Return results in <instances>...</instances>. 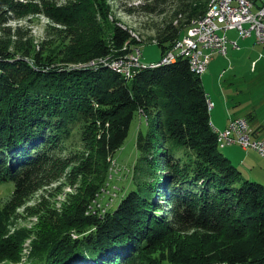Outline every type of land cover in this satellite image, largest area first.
I'll return each instance as SVG.
<instances>
[{
	"label": "trees",
	"instance_id": "16d2710c",
	"mask_svg": "<svg viewBox=\"0 0 264 264\" xmlns=\"http://www.w3.org/2000/svg\"><path fill=\"white\" fill-rule=\"evenodd\" d=\"M29 1L0 0V185L13 186L0 202V264H21L30 233L22 264H264V184L244 179L221 151L220 132L235 118L213 126L189 59L128 76L110 59H126L138 42L120 25L102 36L105 0ZM152 1L172 11L157 28L163 58L211 0ZM27 13L63 26L80 46L58 59L36 49L5 26ZM96 58L108 62L65 66ZM137 114L146 127L136 134L133 189L112 209L115 155ZM41 190L35 226L11 233V214Z\"/></svg>",
	"mask_w": 264,
	"mask_h": 264
},
{
	"label": "rangeland",
	"instance_id": "374dc122",
	"mask_svg": "<svg viewBox=\"0 0 264 264\" xmlns=\"http://www.w3.org/2000/svg\"><path fill=\"white\" fill-rule=\"evenodd\" d=\"M31 1L37 2L38 4L44 2V0H30L29 2ZM52 1L63 4L67 0ZM24 2H27V0H24ZM105 2L108 6L107 15L104 16V18L102 15L98 17L102 24H106V22H104L105 20H107L109 24L105 26V32L102 36L108 39L112 34L111 29L115 25L128 28L132 36L138 42L135 45L136 49L134 48L133 51L136 53L135 55L138 56L139 61H142L146 65H153V63L159 62L160 60L162 61L164 57L162 58L161 49L157 43V28L161 21L169 18L172 11L165 12L164 10L166 7L164 5L152 6V0H105ZM147 5L150 6V8L152 7V9H146ZM5 26L11 28L12 31L18 29V32L23 34L26 38L29 36L36 46V49L44 48L43 50H46L50 57L56 59H58V56L62 57L64 54H67L71 44H75L77 47L80 46V41L78 39L72 40L69 30L64 29L63 26L55 23L41 13H27L24 14V16L10 14L8 23ZM232 33L235 35L237 32L229 31L228 36L231 38ZM13 38H11V40H13ZM4 40L8 41L10 39L6 38ZM239 44L240 49H233L230 44L227 55L219 54L216 51L211 52V58L208 61L207 68L205 72L201 74L203 87L208 98L214 104V106L210 108L211 121H218L215 123L217 127H220L221 121L226 122L228 118L245 115L248 109L252 108L253 105L264 102V46L261 43H254L252 39H247L245 41L243 38L240 40ZM173 47L174 46H172L170 50H172ZM206 52L210 51L206 50ZM179 56H182L180 52L175 54V58ZM116 57L118 58L110 59L112 60L110 64L113 66H116V63L125 64L127 66L129 63L134 64L135 62L131 59L132 55H130L131 60L123 59L119 56ZM125 60L130 62H126ZM106 61L108 62V58L104 60L103 58H96L89 61V63L80 62L70 64L67 62L65 66L69 68L83 66L84 64L94 66L96 64L95 62L104 63ZM56 64L63 65L64 63L57 62ZM139 127H146V118L137 114L132 121L130 132L124 145L115 155V163L113 164L112 172L114 178L112 179V183L118 186L119 190H117V196L114 202L112 201V209H115L127 193L133 189V185L128 181V178L132 174V166L135 165L139 155L136 148V134ZM220 129L222 128L220 127ZM221 151L224 153V147L221 148ZM246 166L250 167L248 164H245V166L239 168L244 179L264 181V175L249 174L250 171ZM115 169H119V172L117 171L118 173H115ZM57 184L59 183H53V185L47 187V189L51 190V188ZM262 184H264V182ZM0 187V202L2 204L9 198L13 186L11 182H5L1 184ZM69 189L70 188L67 187L65 190L67 191ZM47 193L49 192L47 191ZM47 193L45 191L44 194L47 195ZM42 194L43 190L31 195L24 205L17 208L15 212L11 214L8 226L11 233L20 232V228L30 231L35 226L38 221V216L32 215V212L40 203L39 199ZM64 197V195L57 196L60 200H63ZM27 208H32L30 213ZM33 239L34 235L30 233L26 239L27 241L23 245L24 249L20 258L21 264L28 259L31 251L30 242ZM29 261H27V263ZM14 264L20 263L16 262Z\"/></svg>",
	"mask_w": 264,
	"mask_h": 264
},
{
	"label": "built area",
	"instance_id": "2783aa9c",
	"mask_svg": "<svg viewBox=\"0 0 264 264\" xmlns=\"http://www.w3.org/2000/svg\"><path fill=\"white\" fill-rule=\"evenodd\" d=\"M231 30L237 31L242 38L254 37L264 46V0H216L213 10L206 12L205 18L190 24L186 33L176 41L173 49L163 56L162 61L171 60L179 52H186L193 72L201 74L206 70L211 52L227 53L230 40L226 33ZM234 46L236 47L237 43H234ZM135 54L131 53L129 58H126L135 61L134 64L129 63L126 66L116 63L128 76L132 75L134 67H147ZM222 132L227 144L237 143L246 150L264 156V138L251 136V128L246 119L237 118L231 121Z\"/></svg>",
	"mask_w": 264,
	"mask_h": 264
},
{
	"label": "crops",
	"instance_id": "0c3cea01",
	"mask_svg": "<svg viewBox=\"0 0 264 264\" xmlns=\"http://www.w3.org/2000/svg\"><path fill=\"white\" fill-rule=\"evenodd\" d=\"M231 31H235V30H231ZM229 32V31H228ZM228 32L226 33V35L228 36ZM237 32V31H235ZM232 38L230 36H228L230 43L232 45L233 49H240V40L242 39V37L239 36L238 32L232 33ZM245 39V41L247 39H252L254 41V43H258L256 42V39L254 37H249V38H243ZM234 43H237V46H234ZM229 45H228V50H229ZM228 53V51H227ZM223 54V55H227ZM253 63L255 64V62L253 61ZM210 100V99H209ZM211 103H213L212 101H210ZM214 106V104H213ZM212 108V107H211ZM232 118H245L248 119L249 123H250V127H251V136L254 138H264V102H259L256 105H253L252 108H249L247 111V114L245 115H239V116H234L231 118H228L226 122H222L221 121V125H219L222 129L225 128L228 124V122L232 119ZM215 122H212L213 126L215 128L220 129V127H217L215 125ZM224 154L229 157L231 159V161L238 167V168H242V166H245V164H248L247 167L249 169V174H259L261 176L264 175V156L259 155L258 153L251 151V150H246L243 147L239 146L238 144H228V146L224 147ZM257 154V155H256ZM259 155V156H258ZM261 180V179H260ZM259 182H264V181H259Z\"/></svg>",
	"mask_w": 264,
	"mask_h": 264
},
{
	"label": "bare ground",
	"instance_id": "6f19581e",
	"mask_svg": "<svg viewBox=\"0 0 264 264\" xmlns=\"http://www.w3.org/2000/svg\"><path fill=\"white\" fill-rule=\"evenodd\" d=\"M215 3H216V0H211L210 1V5H209V7H208V10L206 11V12H211L212 10H213V8H214V6H215ZM206 12L198 19V20H196L195 22H193L192 24H194V23H196L197 21H199L201 18H205V16H206ZM185 34V33H184ZM183 34V35H184ZM177 41V40H176ZM176 41H175V43H176ZM174 43V44H175ZM174 46V45H173ZM136 49V48H135ZM138 53V52H137ZM181 54H182V56H184L185 58H187V53L186 52H180ZM127 56V55H126ZM123 57V56H122ZM141 59V58H140ZM175 60V56L171 59V60H167V61H163L164 63H167V62H171V61H174ZM188 60V59H187ZM162 63V62H161ZM115 67H117V66H115ZM117 68H119V67H117ZM138 68V67H137ZM135 70V69H134ZM137 71V70H136ZM201 75V74H200ZM133 77V76H132ZM130 78V77H129ZM211 101V100H210ZM210 104V107H213V103H209ZM208 104V105H209ZM219 141L223 144L224 143V145L225 144H227V141H226V139L224 138V132H220V135H219ZM219 142V143H220ZM223 145V146H224ZM226 146H228V144L226 145Z\"/></svg>",
	"mask_w": 264,
	"mask_h": 264
}]
</instances>
